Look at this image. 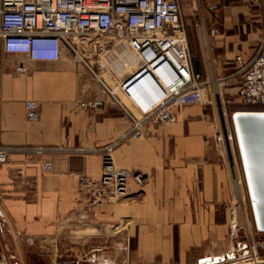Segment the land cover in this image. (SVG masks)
I'll return each instance as SVG.
<instances>
[{"label": "crops", "instance_id": "crops-1", "mask_svg": "<svg viewBox=\"0 0 264 264\" xmlns=\"http://www.w3.org/2000/svg\"><path fill=\"white\" fill-rule=\"evenodd\" d=\"M208 5L231 13L212 39L216 71L228 74L237 53L252 55L264 39L263 0ZM190 46L195 49L191 40ZM195 53V67L206 77ZM21 62L27 74L15 72ZM89 76L66 50L57 61H33L1 48L0 145L20 150L0 163V236L19 249L25 242L42 250L67 230L79 231L85 245L112 235L139 264H199L226 255L232 179L215 141L221 121L208 103L182 105L174 123L152 120L145 137L122 140L113 151L116 166L144 179H131L126 201L88 208L79 176L99 178V149L129 129L125 112L112 101H86L100 94ZM217 83L214 92H221ZM28 100H36L37 121L27 118ZM37 146L46 150H31ZM46 161L52 170H44Z\"/></svg>", "mask_w": 264, "mask_h": 264}, {"label": "built area", "instance_id": "built-area-1", "mask_svg": "<svg viewBox=\"0 0 264 264\" xmlns=\"http://www.w3.org/2000/svg\"><path fill=\"white\" fill-rule=\"evenodd\" d=\"M218 34L217 26L200 24L204 77L195 67L181 0H0V47L6 53L25 54L33 61H57L68 51L100 91L86 101L101 106L110 100L129 120L123 137L99 149L103 156L100 177L79 176L88 208L126 201L131 179L143 181L141 173L116 166L113 151L122 140L145 137L152 120L161 125L174 123L182 105L205 104V94L217 74L212 38ZM232 66L230 73L217 80L237 83L241 110L264 111V39L252 55L237 53ZM15 72L27 74L29 68L21 62ZM26 110L29 121L39 120L36 100L26 101ZM224 118L215 141L226 155L234 183L230 151L235 160L234 142L239 146L233 119L230 123ZM11 150L20 148L0 145V163L8 161ZM31 150L41 154L46 149ZM43 167L50 171L53 164L46 161ZM241 250L238 245L237 251ZM240 258L263 260L264 237L246 242ZM0 263L8 264L1 251Z\"/></svg>", "mask_w": 264, "mask_h": 264}, {"label": "rangeland", "instance_id": "rangeland-1", "mask_svg": "<svg viewBox=\"0 0 264 264\" xmlns=\"http://www.w3.org/2000/svg\"><path fill=\"white\" fill-rule=\"evenodd\" d=\"M227 4L239 5L240 0H226ZM184 19L187 25V32L192 46L195 49L192 50V54L199 52V56L203 60L202 47L200 43V24L204 22L207 27L217 26L219 28L223 25V22L229 18L230 12L224 11L221 6L210 7L208 0H181ZM230 6V5H229ZM240 19H243V13H240ZM219 35V34H218ZM213 39V38H212ZM1 51V47H0ZM70 54V53H69ZM71 56V55H70ZM82 67V63H77ZM215 75L214 79H218L222 74ZM227 73H224V75ZM207 77V73H206ZM90 81L95 83L89 76ZM213 79V82H214ZM220 86L219 95L214 92V84L212 88L208 89L204 97L205 104L208 103V107H211L215 112L218 119L223 118V112L225 110V116L228 121L232 123V115L235 111L241 110L243 105L239 102L237 97V83L236 82H222L217 80ZM218 83L216 86H218ZM217 88V87H216ZM235 162L239 170L240 177L242 178V192L237 198L235 193V187L232 179V191L233 197L229 204L230 220V246L227 250V255L218 262L211 264H234V259H238L243 254V245L250 239H259L264 237V232H258L250 194L247 188V184L244 179V168L240 159L239 149L236 142H234ZM226 166L229 169V162L226 155L222 153ZM233 162V167H235ZM230 171V170H229ZM231 175V173H230ZM236 225V227H234ZM74 231L67 230L66 235L59 237L52 245L47 246L46 249H40L33 247L23 242L22 249L17 248L12 244L11 239L0 236V248L1 252L5 255L8 264H58L59 262H79L80 264H139L136 263L132 257H130L129 251L126 246H122V242L115 239L112 235H100V239H93L90 245H85L81 242L82 236ZM72 233V234H68ZM242 248L240 252L237 251V246ZM36 250V252H35ZM226 258V259H225ZM264 260V258H263ZM197 264V263H195ZM209 264V263H201ZM237 264V263H235Z\"/></svg>", "mask_w": 264, "mask_h": 264}, {"label": "water", "instance_id": "water-1", "mask_svg": "<svg viewBox=\"0 0 264 264\" xmlns=\"http://www.w3.org/2000/svg\"><path fill=\"white\" fill-rule=\"evenodd\" d=\"M232 119L256 227L264 232V111L237 110Z\"/></svg>", "mask_w": 264, "mask_h": 264}, {"label": "bare ground", "instance_id": "bare-ground-1", "mask_svg": "<svg viewBox=\"0 0 264 264\" xmlns=\"http://www.w3.org/2000/svg\"><path fill=\"white\" fill-rule=\"evenodd\" d=\"M215 80L214 79V82H213V86H214V89H215ZM217 81V80H216ZM218 82V81H217ZM218 87L220 88L219 86V83H218ZM217 94L219 95V91L217 90L216 91ZM225 110L223 112V118L221 119L222 122H225ZM233 152L232 150L230 151V159H231V164L233 165V162H235L234 158H233ZM232 169H233V176H234V187H235V193H236V197L238 198L240 196V194H243L241 193L242 192V185H241V178L239 177V173H238V170H237V166H236V163H235V167L232 166ZM239 199V198H238ZM227 255V254H226ZM226 255H223V256H219V257H215V258H206L205 260L202 261V263H213V262H218L220 261L222 258L224 259V257H226ZM226 259V258H225ZM234 264L237 263V264H250L252 262H248L246 260H243L241 258L238 259H234ZM261 262V261H264V260H258V262ZM256 262V261H255ZM201 264V263H199Z\"/></svg>", "mask_w": 264, "mask_h": 264}]
</instances>
